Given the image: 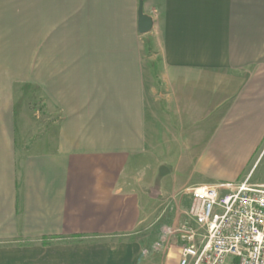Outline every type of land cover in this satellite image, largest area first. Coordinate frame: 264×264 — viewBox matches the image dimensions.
Wrapping results in <instances>:
<instances>
[{"label": "crops", "instance_id": "obj_1", "mask_svg": "<svg viewBox=\"0 0 264 264\" xmlns=\"http://www.w3.org/2000/svg\"><path fill=\"white\" fill-rule=\"evenodd\" d=\"M44 3L39 59L0 73V264H164L189 188L264 185V0Z\"/></svg>", "mask_w": 264, "mask_h": 264}, {"label": "built area", "instance_id": "obj_2", "mask_svg": "<svg viewBox=\"0 0 264 264\" xmlns=\"http://www.w3.org/2000/svg\"><path fill=\"white\" fill-rule=\"evenodd\" d=\"M189 193L188 219L163 230L165 240L182 242L177 264H264V185L245 180Z\"/></svg>", "mask_w": 264, "mask_h": 264}, {"label": "rangeland", "instance_id": "obj_3", "mask_svg": "<svg viewBox=\"0 0 264 264\" xmlns=\"http://www.w3.org/2000/svg\"><path fill=\"white\" fill-rule=\"evenodd\" d=\"M39 6L41 14L42 10L47 9L48 4H39V0H0V73L7 69H12L14 72L18 66H21V60L39 59ZM35 65L37 64L34 62L33 66ZM14 90L18 94V105L21 104L25 110V119L30 124H39L37 119L39 110L40 116L43 112L39 100V87L20 82L15 85ZM263 168L264 158H260L251 175L259 176ZM179 204L180 215L185 216L183 210L185 204L182 202ZM171 248L172 253L174 249L178 254L176 250V248L179 250L178 246ZM169 249L170 246L166 249L164 264H177V255H171Z\"/></svg>", "mask_w": 264, "mask_h": 264}, {"label": "water", "instance_id": "obj_4", "mask_svg": "<svg viewBox=\"0 0 264 264\" xmlns=\"http://www.w3.org/2000/svg\"><path fill=\"white\" fill-rule=\"evenodd\" d=\"M139 22H138V29H139V32L141 34H146L148 32H150L153 28V18L144 13V9H143V2L141 1L140 2V5H139Z\"/></svg>", "mask_w": 264, "mask_h": 264}, {"label": "trees", "instance_id": "obj_5", "mask_svg": "<svg viewBox=\"0 0 264 264\" xmlns=\"http://www.w3.org/2000/svg\"><path fill=\"white\" fill-rule=\"evenodd\" d=\"M161 173H164V171L162 170Z\"/></svg>", "mask_w": 264, "mask_h": 264}]
</instances>
